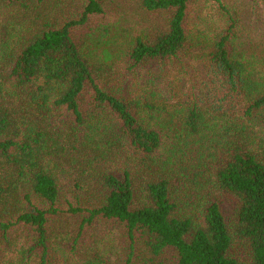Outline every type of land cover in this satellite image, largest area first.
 Returning <instances> with one entry per match:
<instances>
[{"label": "trees", "instance_id": "obj_1", "mask_svg": "<svg viewBox=\"0 0 264 264\" xmlns=\"http://www.w3.org/2000/svg\"><path fill=\"white\" fill-rule=\"evenodd\" d=\"M240 8L0 0V264H264V55ZM123 19L136 35L97 60Z\"/></svg>", "mask_w": 264, "mask_h": 264}, {"label": "rangeland", "instance_id": "obj_2", "mask_svg": "<svg viewBox=\"0 0 264 264\" xmlns=\"http://www.w3.org/2000/svg\"><path fill=\"white\" fill-rule=\"evenodd\" d=\"M227 1L232 2L236 6L240 4V12L244 14V21H246L245 28L241 34L243 40L247 37L253 41L250 51L264 55V23H262L264 22V0ZM136 32L137 25L134 20L123 19L113 27L109 36L102 37L98 33H93L94 36L88 42L90 51L95 54L97 60L100 59L106 61V63L116 62L120 56V49H123V47L131 42ZM156 71L153 69L152 73L157 74ZM163 93H165L164 90ZM184 94H178L177 97L166 94L167 96L164 95L162 97V101L166 102L169 107H173L174 105H178V102L185 101L186 96L184 97ZM221 205L224 213L229 216L234 209L235 201L230 196L224 195Z\"/></svg>", "mask_w": 264, "mask_h": 264}]
</instances>
